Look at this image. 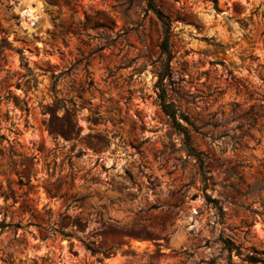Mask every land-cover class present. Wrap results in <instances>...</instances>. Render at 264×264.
I'll list each match as a JSON object with an SVG mask.
<instances>
[{
	"label": "rangeland",
	"instance_id": "374dc122",
	"mask_svg": "<svg viewBox=\"0 0 264 264\" xmlns=\"http://www.w3.org/2000/svg\"><path fill=\"white\" fill-rule=\"evenodd\" d=\"M154 2L202 169L144 0H0V264L264 258V0Z\"/></svg>",
	"mask_w": 264,
	"mask_h": 264
},
{
	"label": "trees",
	"instance_id": "16d2710c",
	"mask_svg": "<svg viewBox=\"0 0 264 264\" xmlns=\"http://www.w3.org/2000/svg\"><path fill=\"white\" fill-rule=\"evenodd\" d=\"M146 2V7L148 10H150L155 17L160 21L162 28H163V40L160 46L162 55H165V60L161 63V69L158 73V80L156 84V88H158V100L159 105L161 107L162 112L170 119L171 125L176 129L178 133H181L183 135V144L186 148V151L189 155L193 156L197 162L199 163L200 169L203 168V157L201 153H196L195 149L192 146L191 137H190V131L188 128L195 130L193 122L191 119L184 113H181L176 109V107L173 106L172 103L169 101L167 87L165 85V81L170 83L171 81V67L170 62L172 59L171 53H170V44L169 39L171 37L170 34V21L163 16L160 9L157 8L155 5L154 0H144ZM4 44L11 49V44L5 39L3 40ZM185 124L182 125V124ZM204 182L206 181L205 178ZM206 201L214 206V208L218 211L219 214H222V208L218 205V201L211 199L209 196H206ZM6 227H10V225H7ZM15 228H18V226H15ZM224 248L227 250L229 255L232 254L233 250H236L237 256H242V253L238 249H236L229 241L224 242ZM93 255L97 254V251L88 249ZM242 261L247 262L248 264H264V258H258L254 255H245L242 259Z\"/></svg>",
	"mask_w": 264,
	"mask_h": 264
}]
</instances>
